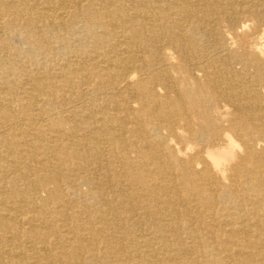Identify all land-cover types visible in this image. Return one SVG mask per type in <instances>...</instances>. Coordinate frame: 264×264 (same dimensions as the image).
<instances>
[{
  "label": "bare ground",
  "instance_id": "obj_1",
  "mask_svg": "<svg viewBox=\"0 0 264 264\" xmlns=\"http://www.w3.org/2000/svg\"><path fill=\"white\" fill-rule=\"evenodd\" d=\"M0 264H264V0H0Z\"/></svg>",
  "mask_w": 264,
  "mask_h": 264
}]
</instances>
